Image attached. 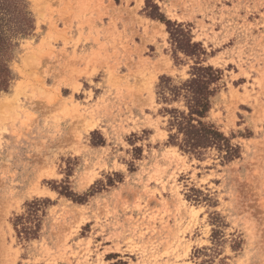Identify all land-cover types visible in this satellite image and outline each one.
Masks as SVG:
<instances>
[{"label": "rangeland", "instance_id": "1", "mask_svg": "<svg viewBox=\"0 0 264 264\" xmlns=\"http://www.w3.org/2000/svg\"><path fill=\"white\" fill-rule=\"evenodd\" d=\"M25 1L0 92V264H264V0ZM156 13L222 70L208 120L238 157L169 142L157 86L195 59L176 65Z\"/></svg>", "mask_w": 264, "mask_h": 264}, {"label": "trees", "instance_id": "2", "mask_svg": "<svg viewBox=\"0 0 264 264\" xmlns=\"http://www.w3.org/2000/svg\"><path fill=\"white\" fill-rule=\"evenodd\" d=\"M154 17L166 23L174 49L178 48L177 36L181 39L191 37L189 48L195 49L190 56L195 60L188 71V79L181 83L164 75L157 86L158 101L164 104L162 111L168 116L169 142L182 151L199 156L204 150L215 147L224 160L238 157L240 147L208 120L213 99L221 88L222 70L203 63L201 56L206 54V50L202 43L193 40L186 24L170 21L160 13ZM33 29L34 19L25 0H0V92L7 91L13 80L9 62L18 46L16 38L29 35ZM193 127L197 134L189 135ZM63 193L67 196L72 194L67 186H64ZM49 201L35 199L28 203L27 215L16 217L14 225L16 228L20 226L17 230L19 234H34L33 227L27 223L37 218V208Z\"/></svg>", "mask_w": 264, "mask_h": 264}, {"label": "snow or ice", "instance_id": "3", "mask_svg": "<svg viewBox=\"0 0 264 264\" xmlns=\"http://www.w3.org/2000/svg\"><path fill=\"white\" fill-rule=\"evenodd\" d=\"M157 3H159V0H157ZM138 6H146V0H140V5ZM150 27H154L161 34H164L166 31L164 24L156 23L155 21L152 22ZM176 39L178 43V48L174 49V59L176 60V65L182 66L184 64H188L190 62L191 53L195 50L194 48H189V44L192 42L191 37H184L183 39H181L179 36H177ZM175 75L177 76V80L181 83H183V80H186L189 78L188 76H184L183 73H180V72L175 73ZM193 83H195V81H193ZM173 91H176V89H173ZM190 123L192 122L190 121ZM196 134L197 132L195 128L193 127L189 135H196ZM125 148H127V146H125ZM117 158H118L117 160H113L112 157H109L108 163H109V166L115 163L116 167L120 169L121 165L125 162L124 156L120 151H117ZM203 212H204V209L201 208L199 210V214H202ZM193 215L196 216L198 215V213L194 212Z\"/></svg>", "mask_w": 264, "mask_h": 264}]
</instances>
